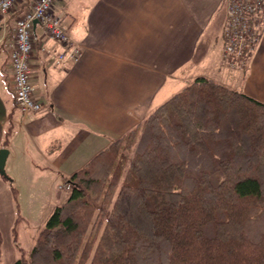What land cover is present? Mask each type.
I'll return each instance as SVG.
<instances>
[{"label": "trees", "instance_id": "1", "mask_svg": "<svg viewBox=\"0 0 264 264\" xmlns=\"http://www.w3.org/2000/svg\"><path fill=\"white\" fill-rule=\"evenodd\" d=\"M66 181L11 264H264V102L241 90L195 77Z\"/></svg>", "mask_w": 264, "mask_h": 264}, {"label": "crops", "instance_id": "2", "mask_svg": "<svg viewBox=\"0 0 264 264\" xmlns=\"http://www.w3.org/2000/svg\"><path fill=\"white\" fill-rule=\"evenodd\" d=\"M31 3L18 0L10 18ZM53 11L81 55L53 64L47 52L61 47L33 24L30 81L42 107L27 114L12 93L11 22L0 19V148L11 124L4 168L18 203L0 175V264L18 216V242L31 228L35 240L68 195L58 184L195 77L264 102V16L254 50L238 60L223 51L225 0H56Z\"/></svg>", "mask_w": 264, "mask_h": 264}, {"label": "built area", "instance_id": "3", "mask_svg": "<svg viewBox=\"0 0 264 264\" xmlns=\"http://www.w3.org/2000/svg\"><path fill=\"white\" fill-rule=\"evenodd\" d=\"M18 0H0V19L10 21L11 39L7 41L9 64L12 70V93L14 103L23 113L40 110L42 103L33 95L30 81V54L34 20L59 45V50H49L47 57L55 65L76 61L81 47L67 25L53 11L56 0H32L31 7L18 17L10 18V12ZM264 16V0H225V22L222 29L225 56L238 60L249 56L258 41L261 21ZM59 189L69 191L71 184L62 181Z\"/></svg>", "mask_w": 264, "mask_h": 264}, {"label": "rangeland", "instance_id": "4", "mask_svg": "<svg viewBox=\"0 0 264 264\" xmlns=\"http://www.w3.org/2000/svg\"><path fill=\"white\" fill-rule=\"evenodd\" d=\"M60 190L62 193L67 192L63 189H60ZM29 231H30L29 234H26L25 236L20 237L21 244L24 247L26 252L30 251L32 245L35 242L34 235H35L36 230L34 228H31ZM3 246H4V257H3V261L1 264H6V263L11 264L17 257H19V252L16 250L11 240L5 241Z\"/></svg>", "mask_w": 264, "mask_h": 264}, {"label": "water", "instance_id": "5", "mask_svg": "<svg viewBox=\"0 0 264 264\" xmlns=\"http://www.w3.org/2000/svg\"><path fill=\"white\" fill-rule=\"evenodd\" d=\"M36 20H34V23ZM8 153V150L5 147L0 148V175H5V160H6V155Z\"/></svg>", "mask_w": 264, "mask_h": 264}]
</instances>
